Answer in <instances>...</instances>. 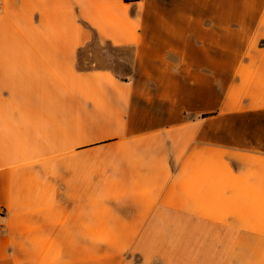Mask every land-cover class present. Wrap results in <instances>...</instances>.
I'll return each mask as SVG.
<instances>
[{
	"label": "crops",
	"instance_id": "1",
	"mask_svg": "<svg viewBox=\"0 0 264 264\" xmlns=\"http://www.w3.org/2000/svg\"><path fill=\"white\" fill-rule=\"evenodd\" d=\"M0 264H264V0H0Z\"/></svg>",
	"mask_w": 264,
	"mask_h": 264
},
{
	"label": "rangeland",
	"instance_id": "2",
	"mask_svg": "<svg viewBox=\"0 0 264 264\" xmlns=\"http://www.w3.org/2000/svg\"><path fill=\"white\" fill-rule=\"evenodd\" d=\"M91 48L84 49L79 56L80 65L83 67L94 63V57L90 54ZM106 51L107 57H104V60L96 65H106L122 75L129 71V61L132 54L130 50L107 48Z\"/></svg>",
	"mask_w": 264,
	"mask_h": 264
}]
</instances>
